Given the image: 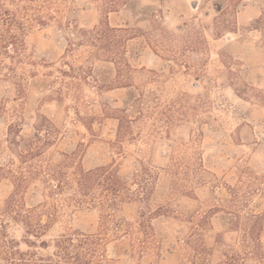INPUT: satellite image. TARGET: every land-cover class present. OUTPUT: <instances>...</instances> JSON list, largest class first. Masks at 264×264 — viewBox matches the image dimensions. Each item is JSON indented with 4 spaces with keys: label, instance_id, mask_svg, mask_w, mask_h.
<instances>
[{
    "label": "rangeland",
    "instance_id": "1",
    "mask_svg": "<svg viewBox=\"0 0 264 264\" xmlns=\"http://www.w3.org/2000/svg\"><path fill=\"white\" fill-rule=\"evenodd\" d=\"M3 1L43 23L0 57V163L9 126L26 140L45 119L46 159L137 185L105 231L98 209L30 181L18 200L54 217L29 249L0 213L16 250L46 259L61 237L87 235L106 264H264V0H129L105 18L99 0ZM101 25L131 30L116 34L124 46L98 50L87 33ZM11 192L0 179V210ZM116 221L128 234L112 235Z\"/></svg>",
    "mask_w": 264,
    "mask_h": 264
},
{
    "label": "trees",
    "instance_id": "2",
    "mask_svg": "<svg viewBox=\"0 0 264 264\" xmlns=\"http://www.w3.org/2000/svg\"><path fill=\"white\" fill-rule=\"evenodd\" d=\"M7 1L11 4L21 1L30 4L36 2V0ZM99 2L105 18L110 12H115L119 6H126L129 0H99ZM27 7L19 6V11L25 14ZM25 17L28 16L25 15ZM29 23L42 24L43 21L38 18L21 19L18 17L17 9L10 10L5 2L0 0V57L14 58L13 56H17L23 44L22 36L26 25ZM130 31L125 28H109L107 25H101L87 33V38L99 46L98 50L104 51L105 45L113 49L123 47V39L117 38L116 34ZM44 122L35 128L33 136L26 140L19 138L20 132H17L16 127L9 126L10 139L7 140L6 149L12 158H5L4 164L0 163V179H8L12 185L11 195L0 213L12 222L23 226L25 234L22 237L23 243L29 249L36 247V243L29 238L38 240L47 224L53 219L55 212L54 206L46 207L45 204L24 209L18 196L24 185L30 181L40 180L42 182L47 191V199L70 193L67 200L76 205L85 204L90 208L98 209L101 228L105 231L108 230L109 211H114L119 204L133 201V197L137 196L136 191L132 190L130 185L137 186L134 180L128 181L121 178L112 166L97 167L88 171L78 166L67 172L65 169L67 162L53 163L46 159V150L52 143V126L45 119ZM118 128L120 129V121ZM64 157L69 158L66 155ZM148 223L149 221L146 220L138 224V228L142 229L145 234L147 229L151 230ZM124 225L122 221H116L113 224L112 235L116 237L120 234H128L129 230ZM99 241V238L87 235L63 236L54 242V252L51 256L34 260L35 253L16 250V242L7 240L5 232L1 231L0 256L5 264H106L104 259H96ZM45 246L44 242H39V247L45 248Z\"/></svg>",
    "mask_w": 264,
    "mask_h": 264
}]
</instances>
